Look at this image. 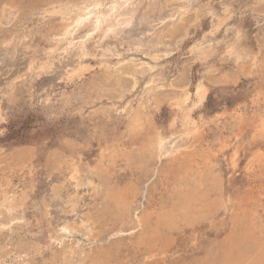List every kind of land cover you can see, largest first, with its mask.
<instances>
[{
  "label": "rangeland",
  "instance_id": "obj_1",
  "mask_svg": "<svg viewBox=\"0 0 264 264\" xmlns=\"http://www.w3.org/2000/svg\"><path fill=\"white\" fill-rule=\"evenodd\" d=\"M84 1L0 0V19L4 6L16 11L11 23L4 26L0 21V47L9 41L22 45L13 60H0V201L15 196L19 206L15 215L23 217L13 220L0 213V264H78L79 260L84 264H193L214 240V228L193 232L187 222H180L167 236L161 235L160 249L147 250L141 241L143 227L132 223L134 217L172 203L177 169L192 157L204 161H200L206 172L202 187L220 198L214 223L229 230L231 215L243 206L254 220L247 219L263 220L264 229V163L253 162L259 150L264 152V0H196L189 7L183 0H168L183 14L173 37H167L171 29L162 33L163 39L160 36L173 48L157 60L142 53L101 58L96 36L87 43L86 57L76 46L59 43L56 34L66 9H76ZM147 2L141 0L142 6ZM238 32L250 55L248 63L226 54ZM110 41L101 45L119 47ZM45 62L50 65L47 69L42 68ZM80 66L84 72L75 74ZM136 66L139 81L133 87L129 69ZM150 67L154 70L144 72ZM199 82L208 93L202 104L195 105ZM185 88L190 99L182 107L199 122L200 132L179 156L156 161L144 151L148 141L143 134L156 127L162 133L171 130L173 120L183 114L177 103L183 100ZM136 112L150 123L145 131L132 135L128 125ZM104 150H114V155L105 152L103 159ZM101 161L106 162V179L97 173L93 185L80 188L69 180L72 164L94 170ZM126 184L134 187L135 195L139 193L127 223L121 225L118 208L110 199L113 189ZM87 220L93 222L92 231L80 230V222ZM64 225L77 229L64 235L59 230Z\"/></svg>",
  "mask_w": 264,
  "mask_h": 264
},
{
  "label": "bare ground",
  "instance_id": "obj_2",
  "mask_svg": "<svg viewBox=\"0 0 264 264\" xmlns=\"http://www.w3.org/2000/svg\"><path fill=\"white\" fill-rule=\"evenodd\" d=\"M167 1L168 0H148L147 5L144 4L145 6H142L143 3L141 4V0L140 1L139 0H85L81 4V6L76 7V9H74V8L73 9H66V13H64V16H65L64 24L62 25V27L60 28V30L56 34L59 36V39H57V40H59L58 42L59 43L61 42L63 46L66 45L65 47H67V48L68 47L72 48V46H76V48L79 50V52L81 54L80 56H83V57H86V55H87V48H86L87 43L92 38H94L96 36L99 43H100L99 44L100 49L99 48L98 49L100 50L101 58H111L112 56L115 57L116 55H117L116 57L118 58V56L120 57V56L130 54V53H132V54L142 53L143 55L151 57L153 60H157L160 56L159 55L160 53H163V55H167V54H169V52L172 51V48H173L165 40L159 39L160 36H162V39H163L162 33L164 34V32H166V31L169 32L171 29L172 32L170 31V33H168L167 37H173V30H175V24L178 23L179 20H181V17L183 14V11H182L183 9H181V8H179L173 4L168 5ZM176 1H178V0H176ZM183 1H185V3L188 5L187 7L191 6L194 2H196V0H183ZM15 12L16 11L13 9V7H11V5L10 6H7V5L4 6L2 16L0 19V21L3 23H1V22L0 23L3 25H4V23L5 24L6 23L8 24L9 22L11 23V21L14 20L13 17L15 16ZM6 25H4V26H6ZM82 30L85 31V33H84L85 35L80 36V37H76V35L79 32H81ZM105 40H111L110 42H115L114 44H116V42H117V44H118L117 46H119V47H116V45H113V44L112 45L108 44L106 46H102L101 43L105 42ZM21 42L22 41H20V43ZM5 43H7L5 45V47H3V48L0 47V60H5V59H8L9 61L13 60L15 58V56H17L16 54H17L18 48L21 47L22 45L21 44L20 45H18V44L13 45L12 44L13 42L10 43V41H9V43L8 42H5ZM59 46H60V44H59ZM20 49H22V48H20ZM22 50H24V49H22ZM197 50L201 51V50H203V48L198 47ZM226 54L230 57L231 56L235 57L237 62L239 60H244V62H246V63L250 62V59H249L250 55L248 54L246 47L243 46V40H242L240 32H238L235 35L234 41L227 46ZM48 65H49L48 62H45L42 65V68L47 69V67L50 66V65L49 66ZM140 68H143V67H140ZM152 69L154 70V68L150 67L147 70H144V72L145 71H151ZM82 70L84 72V67L80 66V68L76 70L75 74L81 72ZM122 70L123 69H120V71H122ZM140 71H141V69H140ZM144 72L141 71V74H144ZM129 73L132 77V81H133L132 85H133V87H136V85L138 84V81H139L138 77H137V73H139L138 66H136L133 70L129 69ZM118 77H120V76H118ZM152 81H153V79H152ZM152 81H149V83L145 86L146 91H147V89H149L150 85L152 84ZM151 90H153V88ZM207 93H208V90H207L206 86L202 82H199L195 88V97H194L196 100L195 105L202 104L207 97ZM182 96H183V100L181 102L177 103V107L179 108V110H182L183 114H182L180 120L177 118L173 120V123L171 125V130H169V132L162 133V132L158 131L159 128L156 129L157 128L156 127L154 129L148 130L147 133L143 134L144 135L143 137H146L147 141H148L147 144L144 143V145L146 144L144 151L146 153H150V155H152V157H154V159L156 161H160V159H162L163 157L172 158L174 156H179L177 154L182 151V148L185 147V145H187V144L188 145L190 143L192 144L193 141L196 139V137H198L197 135L200 132L199 122L196 121L191 116V113H190L191 111H189V110L186 111V109H183V107H182V106H185L186 103L190 99L189 90L187 88H185L183 90ZM128 114H130V113H128ZM240 116L241 115H239V117ZM242 119L243 118H241L240 120L243 121ZM178 121L181 122L180 128L177 127ZM149 123H150V119L148 117H146L141 112H136L130 118L128 130L132 135L137 134V133H141L142 131H145L146 128H148L146 125ZM134 139H136V138H134ZM197 145H195V146H197ZM193 148H192V150H193ZM135 149L136 148H134V150ZM117 150H120V149H117ZM140 150H141V148H140ZM190 150H191V148L189 147L188 151H190ZM205 150H207V149H205ZM222 150H224V149H222ZM113 151H111V152H109V150L102 151L101 152L102 158L104 159L105 152H107L109 154H113L114 153ZM119 153H117V154H119ZM125 153H126V151H125ZM236 155L237 154L233 155V157H232L233 166H235L237 164L236 163ZM122 156H123V154H122ZM128 156L129 155L126 154L125 157H123V158L125 159ZM112 158H114V157H112ZM179 159H180V157H179ZM197 159L198 158L195 159L192 157L188 161H184V163H182V165H179L180 166L179 169H177V167L174 165L176 167V169L178 170V176H179V178L177 176H175L174 178L177 177L179 179V181H178V188L175 190V197L172 196L173 198H172L171 204L165 203L164 205L159 206V208H152L153 211L150 214L147 213V215L145 214V216H143V217L139 216V217H134V219H132L133 220L132 223L134 224L135 228L143 227L141 229L142 230L144 229V231L141 232L142 233L141 236H143V238L141 240L142 244H144V246L146 248H149L147 250H154L155 248L160 249L159 248L160 244L158 242L160 241V239H163V236H161V235L167 236V233L171 232L174 229H177V225H179L180 222L181 223L187 222V224H189L192 227L193 232H195L197 228L201 229V228L207 227V228H214L215 229L214 240H212L210 242V244L205 247L206 249H205L204 255L194 258L193 264H264V233H263L264 229H263V225L261 224L263 222V220H261L262 222L260 221L261 223L257 222L256 220L254 222H251V220L253 219L252 212L250 213L249 212L250 210L246 209L247 207L242 206V208L239 207V209L234 211L233 216L231 215V220H232L231 225L232 226L230 227L229 230L222 228L221 223H219L220 225L214 223L213 219L216 217V215L219 211V208H220L218 206L220 198L216 197L215 196L216 194L213 196L212 191L209 190L208 188L205 189L204 187H202L203 186L202 180H205L203 178H204V176L206 177V175H205L206 172L203 171V168L201 166V162L203 160L198 161ZM115 160H117V159H115ZM174 160L176 161V159H174ZM262 161L264 163V152L259 150L255 154L253 162L261 163ZM182 162H183V160H182ZM104 163H106V162L101 161L100 162L101 165H99L100 167H98L94 170L90 169L86 166H83L81 164H79V165L72 164V166L69 168V175H70L69 180L74 184L75 187L80 188L82 186L93 185L94 175H97V173L100 175L101 178L106 179L105 178L106 173L104 170V168H106V165ZM113 163H111V164H113ZM126 163H128V162H126ZM212 163H214V162H212ZM157 164H159V163H157ZM208 164H209V162H208ZM262 165H264V164H262ZM174 166H173V168H174ZM110 167H113V166H110ZM144 168H146V167H144ZM176 169H175V172L177 171ZM94 171H96V172H94ZM97 171H99L100 173ZM108 171H109V169H108ZM172 171H173V169H172ZM154 172L156 173V171H154ZM208 173H210V172H208ZM208 180H210V177L208 178ZM122 185H123V183H122ZM133 190H134V187L132 185H127V184L123 187L116 188V190L113 189V193H112L110 200H112V198H113V201H114L113 203L118 208L119 213L116 216H117V219L119 220V222L121 223V225H124L125 223H127L126 221H127V218L131 214L134 199H135L136 195L139 193V192L138 193L136 192L137 194L135 195V191L133 192ZM172 193H173V191H172ZM5 195H8V194L6 193ZM2 197H4V196H2ZM13 197H15V196H13ZM13 197L12 196L6 197L3 199V201H0V213L2 214V212H6V214L10 215V217H14L13 220L17 219V218L22 219L23 218L22 214L20 215V217H18V215L17 216L15 215V213L17 214L19 206H17V204H18L17 202H14ZM110 200H108V201H110ZM227 200H229V199H227ZM249 201L248 202L245 201V202L249 203ZM22 202H24V201H22ZM250 202H252V201H250ZM253 202L255 203V201H253ZM257 203H260V202H257ZM23 204L24 203H22V205ZM135 204H136V202H135ZM231 207L233 208L232 205H231ZM251 208H253V207H251ZM115 209H116V207H115ZM231 212H233V211H231ZM256 212H257V210H256ZM262 212H264V211H262ZM133 213H134V211H133ZM111 214H112V212H111ZM250 216H252L251 217L252 219L249 221L247 218H249ZM259 217H260V215H259ZM229 218H230V216H229ZM254 218H256V217H254ZM115 221H116V219H115ZM92 225H93V222L91 220L82 221L78 225V228L80 230H83V231L88 230V229L89 230L91 229V231H92V229H93ZM75 227L69 226V225H64L59 230L65 235L67 233H71V231L73 229H77ZM118 231L121 232V230H118ZM227 231H229V232L227 233ZM89 234L90 233H87L86 235H89ZM223 235H224V237H222ZM164 241L162 240L161 243ZM158 244H159V246H158ZM162 245H164V243ZM141 246L143 247V245H141ZM164 247H163V249H165ZM197 249H199V247L196 246L195 250H197ZM36 251H38V250H36ZM79 251H80V249H79ZM146 253H147V251H146ZM165 253H167V252L165 251ZM71 254H70V256H71ZM81 254L82 253H80V255H79L80 258H81ZM125 254H126V252H125ZM65 255H67V254H65ZM68 255H69V253H68ZM76 255H74V256H76ZM144 255H146V254H144ZM157 255H158V253H157ZM155 256H156V253H155ZM82 258H83V256H82ZM86 258H84V259H86ZM30 259H28V260H30ZM28 260H26V261L28 262ZM32 262H33V260H32ZM83 262L84 261L79 260L77 263L78 264H84ZM61 263H63V262H61ZM69 263H71V261H69ZM95 263H97V262H95ZM24 264H26V263H24ZM63 264H66V263H63ZM67 264H68V262H67ZM189 264H191V263H189Z\"/></svg>",
  "mask_w": 264,
  "mask_h": 264
}]
</instances>
